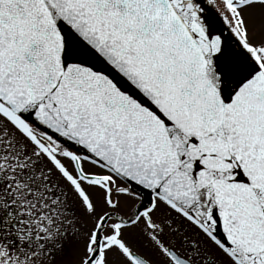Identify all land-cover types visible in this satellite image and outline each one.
Listing matches in <instances>:
<instances>
[{
	"label": "snow or ice",
	"instance_id": "obj_1",
	"mask_svg": "<svg viewBox=\"0 0 264 264\" xmlns=\"http://www.w3.org/2000/svg\"><path fill=\"white\" fill-rule=\"evenodd\" d=\"M0 264H264V0H0Z\"/></svg>",
	"mask_w": 264,
	"mask_h": 264
}]
</instances>
